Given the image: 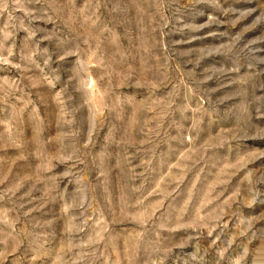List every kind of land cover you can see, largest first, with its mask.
<instances>
[{
    "label": "rangeland",
    "instance_id": "rangeland-1",
    "mask_svg": "<svg viewBox=\"0 0 264 264\" xmlns=\"http://www.w3.org/2000/svg\"><path fill=\"white\" fill-rule=\"evenodd\" d=\"M0 264H264V0H0Z\"/></svg>",
    "mask_w": 264,
    "mask_h": 264
}]
</instances>
